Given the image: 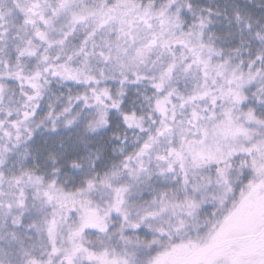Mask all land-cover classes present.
Instances as JSON below:
<instances>
[{
    "label": "snow or ice",
    "instance_id": "1",
    "mask_svg": "<svg viewBox=\"0 0 264 264\" xmlns=\"http://www.w3.org/2000/svg\"><path fill=\"white\" fill-rule=\"evenodd\" d=\"M0 264H264V0H0Z\"/></svg>",
    "mask_w": 264,
    "mask_h": 264
}]
</instances>
